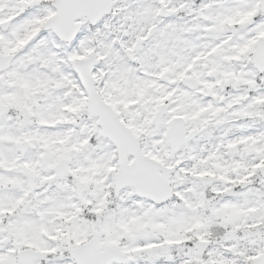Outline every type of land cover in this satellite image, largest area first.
I'll list each match as a JSON object with an SVG mask.
<instances>
[{
    "label": "snow or ice",
    "instance_id": "snow-or-ice-1",
    "mask_svg": "<svg viewBox=\"0 0 264 264\" xmlns=\"http://www.w3.org/2000/svg\"><path fill=\"white\" fill-rule=\"evenodd\" d=\"M0 264H264V0H0Z\"/></svg>",
    "mask_w": 264,
    "mask_h": 264
}]
</instances>
